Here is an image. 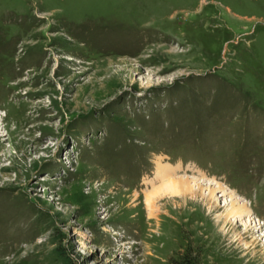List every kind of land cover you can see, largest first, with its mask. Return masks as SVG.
Listing matches in <instances>:
<instances>
[{
    "label": "rangeland",
    "instance_id": "obj_1",
    "mask_svg": "<svg viewBox=\"0 0 264 264\" xmlns=\"http://www.w3.org/2000/svg\"><path fill=\"white\" fill-rule=\"evenodd\" d=\"M187 249L264 264V0H0V264Z\"/></svg>",
    "mask_w": 264,
    "mask_h": 264
},
{
    "label": "bare ground",
    "instance_id": "obj_2",
    "mask_svg": "<svg viewBox=\"0 0 264 264\" xmlns=\"http://www.w3.org/2000/svg\"><path fill=\"white\" fill-rule=\"evenodd\" d=\"M165 174V173H164ZM166 176H169V174H165ZM44 181L46 179H43ZM165 181V180H164ZM196 180H192V179H188V178H172L171 181H168V183H166L165 185V189H168L170 192H176V191H179L180 190V184L182 182H195ZM209 187H208V190H209V196H212V194L215 192V190H220V186H215V185H211L210 183L207 184ZM213 186V187H212ZM163 190V189H162ZM188 190L190 191V189L188 188ZM158 191V190H157ZM206 201H212L211 203V208H213L214 210L218 209V206L215 204L216 202L214 201L213 197L211 198H207ZM231 205V204H230ZM239 207L235 208L234 207V204L231 205V208L230 210L227 212L226 216L227 218H233L234 220H237V218H240L241 216L245 215V213L247 214L246 212V207L243 205V204H240L238 205ZM248 211V210H247ZM225 223H226V218L224 219ZM251 224L246 226L245 228V235H248L250 234V231H251ZM252 243H254L252 241ZM255 248L257 249L258 246L257 244H255ZM260 252V251H259ZM264 254H262L263 256ZM261 256V255H260ZM264 263V262H263Z\"/></svg>",
    "mask_w": 264,
    "mask_h": 264
},
{
    "label": "trees",
    "instance_id": "obj_3",
    "mask_svg": "<svg viewBox=\"0 0 264 264\" xmlns=\"http://www.w3.org/2000/svg\"><path fill=\"white\" fill-rule=\"evenodd\" d=\"M66 261V259H64ZM170 264H200L198 254L193 253L189 249L185 252L176 254L170 259Z\"/></svg>",
    "mask_w": 264,
    "mask_h": 264
}]
</instances>
